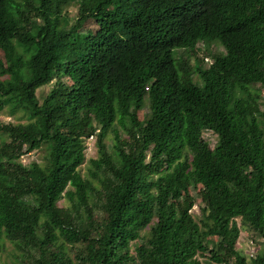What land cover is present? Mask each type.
<instances>
[{
    "label": "trees",
    "instance_id": "trees-1",
    "mask_svg": "<svg viewBox=\"0 0 264 264\" xmlns=\"http://www.w3.org/2000/svg\"><path fill=\"white\" fill-rule=\"evenodd\" d=\"M0 51V257L264 264V0H0Z\"/></svg>",
    "mask_w": 264,
    "mask_h": 264
},
{
    "label": "rangeland",
    "instance_id": "rangeland-1",
    "mask_svg": "<svg viewBox=\"0 0 264 264\" xmlns=\"http://www.w3.org/2000/svg\"><path fill=\"white\" fill-rule=\"evenodd\" d=\"M67 13L70 18H74L76 13H77V7L75 5H70L69 7L66 8ZM197 47L200 49V51L197 52V55L194 56H189L190 63H194L195 58L200 59L203 61L205 65H209L210 62L212 61V58H210L207 55V50L204 48H201L202 45L198 44ZM210 50L212 49L213 52H218L222 53L223 49L220 45L216 44L212 47H209ZM2 52L0 51V61H2ZM51 88V85L49 86H44L40 89L37 90V96L40 100V98L44 95H46L49 92V89ZM261 108L264 110V92L262 93V101H261ZM147 114V109L146 107L143 108L142 111L138 113L139 119H142L144 115ZM23 115L21 113H16L14 115L10 114L9 107H5L1 110L0 112V123L1 124H23L26 121L24 120ZM203 139L206 143L207 148H212L216 142V137L212 135L210 132H205L203 134ZM107 145H110V140H106ZM85 162L84 164L79 168V172L82 177H85L87 174V168H88V161L90 159H95L96 158V147H95V140L94 139H88L85 142ZM44 153L39 150L32 152L29 155L21 157V162L23 164H28L32 161L40 162ZM61 206L65 205L66 202L60 201L59 203ZM200 206V201H197V204L193 207L191 210V214L194 217H198L200 214L199 207ZM237 224L240 226L239 220H237ZM260 241V240H259ZM7 246V251L3 253L0 257V264H17L16 260V255L17 253L12 249V247L9 244H6ZM237 249L239 253L243 256L247 257H254L257 253V247L255 244V237L252 233L247 232L246 230L242 229L237 241ZM202 262L204 260H201Z\"/></svg>",
    "mask_w": 264,
    "mask_h": 264
}]
</instances>
